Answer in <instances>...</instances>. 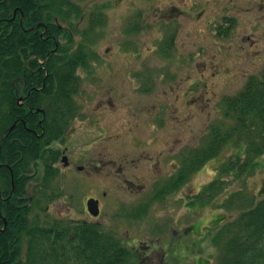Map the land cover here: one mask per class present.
Masks as SVG:
<instances>
[{
    "label": "trees",
    "instance_id": "trees-1",
    "mask_svg": "<svg viewBox=\"0 0 264 264\" xmlns=\"http://www.w3.org/2000/svg\"><path fill=\"white\" fill-rule=\"evenodd\" d=\"M85 1L0 0V264H140L116 232L48 212L64 194L56 182L59 153L51 145L78 111V73L91 75L97 60L91 35L105 22L99 5L83 8ZM220 108L224 124H211L199 147L184 150L167 183L156 185L153 200L171 197L230 150L188 206L219 201L221 222L209 235L215 264H264V193L233 187L254 176L264 155V69L237 94L222 97ZM38 163L42 170L34 180L30 172ZM150 206L126 214L142 217Z\"/></svg>",
    "mask_w": 264,
    "mask_h": 264
},
{
    "label": "rangeland",
    "instance_id": "rangeland-1",
    "mask_svg": "<svg viewBox=\"0 0 264 264\" xmlns=\"http://www.w3.org/2000/svg\"><path fill=\"white\" fill-rule=\"evenodd\" d=\"M103 1L105 0H86L81 3V6L83 8L93 5L98 6ZM111 1L107 0V19L104 22V27L94 31L91 35L96 38L92 51L97 55L96 62L90 64L92 74L88 78L82 71L78 73L81 81L80 92L75 97L76 104H78L79 108H82V113L85 110L86 115L90 117L91 113L97 110L100 101H103L105 105L108 97L105 92L109 91V96L112 97L114 104L122 110L117 115L106 113L104 110L96 114V116L99 115L100 117L99 124L101 129L107 135L130 133L125 130L127 126H124L126 124L124 121L128 123L127 117H121V120H119V116L121 113L123 114V111L126 115L128 108L134 109V107L138 106V102L141 103L143 100L149 105H156L160 102H164L166 105L167 103L170 107V113L165 116V120L160 126L154 124L152 120H145L143 116L144 122L142 126L139 125L135 132L126 137H109L98 143L92 142L95 137H89L84 144L86 149L88 148L87 153L81 152L82 149L78 145V137H70L64 144V147L69 148L67 155L70 159H73L74 156L77 158L82 153L94 160H101L104 165L112 163V166H117L123 158L124 160L138 158L136 153L140 150L139 147L134 146V142L133 145L129 144L131 143L130 141L136 138L133 134L141 133L143 138H154V150L156 153L162 151V146L169 147L171 140L177 138L174 154L167 151L160 159L161 165L168 164L170 159H175V165H177L178 158L182 156L185 149L196 148L201 145V139L206 136L208 127L211 124H224L220 100L222 97L237 94L249 76H257L264 69V57L261 61H257L240 54L243 46L240 36L245 33L242 25H240L238 31L235 32L234 42H232L233 46H235L234 57L221 62L230 70L226 76L212 78L209 72L205 71V68L208 69L211 64L207 62V56H203L206 51L201 52L199 50L213 48L208 36L206 40H203V43H200L199 39H192L190 35H183L182 33V36H178L179 43H185L187 54H191L194 59L189 62H187V59L185 67L182 65L183 63L179 64L177 60L172 63L166 60L155 61L156 65L154 64V67L152 66L153 60L150 58L151 54L146 48L151 47L156 41L152 39L155 37L153 32L147 30L141 34L144 44L138 45L137 53H141L144 57L147 54L145 60L148 62L143 65H148L146 66L148 69H155L154 94L151 100L149 98H141L136 95L134 87L131 88L133 85L128 82L120 84L119 80L127 81L126 78L122 76H105L106 74L104 73V71L109 69L106 61L113 62L115 65V61L118 59H122L123 63L126 61L128 64L132 61V53L121 44L126 38L120 29V24L123 20L120 14L124 11L123 6L116 7ZM132 1L129 5L135 8L141 5V10L145 11L144 17L149 20L148 8H150L151 0ZM166 3L167 0H155L154 5L163 7ZM263 4L260 0L251 2V22L261 18L258 17L255 10L261 8ZM242 10L243 8L241 7L239 15L242 14ZM244 20H248V15L244 17ZM259 25L258 34L264 30V24ZM83 28L84 25L82 24ZM194 30L195 27L191 29V32ZM197 32L198 30L196 29V34ZM180 36L182 37L181 39ZM187 36L189 37L188 40L186 39ZM105 50H107V53H105ZM198 53L200 56H198ZM199 58L202 60H198ZM119 66L117 64L114 67L115 71L120 69ZM142 67H139V69ZM177 69H179V72ZM184 73L186 74L184 75ZM164 97L167 100H164ZM26 125L24 122L23 126L26 127ZM162 134L166 135V137H160ZM36 135H39V133H36ZM51 148L59 153L63 149L59 140L57 143L54 141ZM231 153L230 150H225L222 156L208 162L199 172L195 173L177 193L162 202L153 200L148 212L142 217L135 218H130L126 214L128 205L134 206L149 193L152 195L154 190L147 188L138 197L131 193L132 190H115L117 189L115 188L116 182H109L111 178V175L107 173L111 172L109 169L103 170L102 173L95 176L93 175L94 173L89 171V175H82L84 177L83 181V177L74 175L68 170L63 171L60 167V178L57 177L56 182H58L57 186H59L61 193L64 194L48 206V212L53 218L96 222L103 225L106 229L116 232L119 238L124 241V245L140 256V264H215L217 252L209 243V235H213L215 232L214 228L221 222L219 213L222 215L221 213L223 212L217 209L219 201L213 202L211 206L199 208V206H188V199L214 178L218 165ZM123 164L127 165V161ZM41 170V165L39 163L36 164V168L30 172L31 175L35 173L31 177L34 180L38 178ZM143 184L142 182L140 185ZM234 186L248 189L256 195L264 193V155L258 159V167L254 176L244 182L235 183ZM102 192L107 194L103 203V211L100 217L96 220H91L83 211L81 198L94 194L101 197ZM197 203L199 205L198 200ZM122 212L124 213L119 217L118 215ZM193 223L194 227L191 230L193 235L190 233L192 235L191 239V236L188 235L189 232L186 233L185 231ZM204 228L208 229L206 233L205 230H202ZM139 245H143V247L140 248L138 247ZM21 248L24 250L23 246Z\"/></svg>",
    "mask_w": 264,
    "mask_h": 264
},
{
    "label": "flooded vegetation",
    "instance_id": "flooded-vegetation-1",
    "mask_svg": "<svg viewBox=\"0 0 264 264\" xmlns=\"http://www.w3.org/2000/svg\"><path fill=\"white\" fill-rule=\"evenodd\" d=\"M252 1L253 0H167L166 5L163 7H157L154 5L155 0H151L150 8H148L149 11L147 10L149 12V20H146L144 17L145 11L141 10V5H138V7L135 8L134 6L129 5L133 2L132 0H112V4H115L116 7L123 6L124 9L120 14V16L123 17L120 29L126 38H124V41H122L121 44L132 53V61L128 64L126 61L123 63L122 59L116 60V65H120V69L116 71L114 68L116 65L113 62L110 63L109 61H106L108 62L109 69H107L108 71H104L106 74L105 76H122L123 78H126L127 81L119 80L120 84H126V82H128L133 85L131 88L134 87L136 95L151 100V97L154 94L153 84L155 69H148V67L146 68L148 65H143L145 62H148L145 60L147 54H145L144 57L141 53H137L138 45L144 44L142 42L143 38L141 37V34L147 30L153 32L155 37L152 39L156 41L151 47L146 48L151 54L150 58L153 60L152 66L154 67L156 65L155 61L161 60L170 61L171 63L177 60L179 64L183 63L182 65L185 67V61H187V59V62L194 59L191 54H187L185 43L182 41V43H179L178 36H182V33L183 35H190L192 39H199L200 43H203V40H206L208 36L213 48L210 47L209 50H199L201 52L206 51L203 56H207V62L211 64L208 69L205 68V71L209 72V75L212 78L226 76L229 74L230 70L221 62H224L225 59L228 60L231 57H234L235 46H233L232 42H234L235 32L238 31L240 25H242L245 31V33L240 36V40L243 44L240 54L245 57H251L253 60L261 61L264 57V30H262L260 34H258L257 31L260 26L259 24H264V4L261 8L255 10L258 17L261 18H256V21L251 22L252 11L250 4ZM260 1L264 3V0ZM241 7L243 8L242 14L239 15L241 13ZM99 8L104 21H106V12L108 10L107 0L100 3ZM246 15H248L247 21L244 20ZM193 27H195V30L191 32ZM196 29L198 30L197 34ZM181 36L180 39L182 38ZM188 38L189 37L187 36L186 39L188 40ZM125 45L129 47H126ZM105 53H107V50H105ZM198 56H200L199 53ZM198 60L202 59L199 58ZM141 66L143 67L139 69ZM177 71L179 72V69H177ZM90 72L92 74L91 69ZM185 74L186 73H184V75ZM90 76L91 75H88L87 77L90 78ZM23 88H27L26 80L23 81ZM30 90L32 89H28L27 95ZM33 90H36L35 87ZM105 95L108 96L106 99L107 101L105 105L103 101L99 102L97 110L91 113V116H94L93 119L91 116L88 117L86 115L87 113L85 110L82 113L81 107H78V111L72 114L69 126L65 132L59 136L61 138L55 141V143H57L59 140V143L63 147L61 153L57 151L60 154V160L58 157V161L55 165L56 168L59 171V168L61 167L63 171L68 170L74 175L81 177H83L82 175H89V171L94 173L93 175L95 176L96 174L102 173L103 170L109 169L111 170L110 173L107 172L111 175L109 182H116L115 188L117 189L115 190H132L131 193L138 197H140L141 194H143V191L147 188L154 190L156 185L162 187L167 183L173 172L176 171L177 165H175V159H170L168 164L161 165L160 159L164 153H167V151L174 154L177 138L171 140L169 147L162 146V151L156 153L154 150L155 140L153 137L143 138L141 133H135L133 135L136 138L135 140L130 141L131 143L129 145H133L134 142V146L139 147L140 150L136 153L138 158L131 160H124L123 158L117 166H112V163L104 165L101 160H94L89 156L82 154L87 153L88 148L86 149L84 144L89 137H95L92 140L94 143H98L109 137H126L127 135H131L132 132H135L139 125L142 126L144 122V119L142 118L143 116L145 120H152L154 124L160 126L163 124L165 116L170 113V107L167 103L166 105L164 102L157 103L156 105H149L144 100H141L142 102H138V106L134 107V109L128 108L126 110V115L123 111V114L121 113L119 116V120H121V117H127L128 123L127 121H124L126 123L124 126H127L125 130L130 133H115L113 135H107L101 129L99 124L100 117L99 115L96 116V114L101 110H104L106 113L117 115L122 109L114 104L112 97L109 96V91H106ZM164 100H167V98L164 97ZM34 136L40 137V135L36 134ZM70 137H78V145L82 149V153L79 154L77 158L74 156L73 159H70L67 155L69 148L64 147L66 140H69ZM160 137H166V135L164 136L162 134ZM63 158H66V165L62 162ZM125 161H127V165L123 164ZM142 182L144 184L140 185ZM152 195L149 193L134 206L129 204L126 210H133V208H135L136 212L144 210L145 208L143 206L151 205V201H153ZM106 197L107 194L102 192L101 197L94 194L89 197L83 196L81 198L83 211L87 214V217L91 220H96L100 217L103 211L104 199ZM88 200L98 202L99 215L97 217H92L87 212L86 202ZM193 227L194 224L187 227L189 230L186 229L187 231H185L186 233L189 232L188 235L191 237L193 235L191 232ZM138 247L141 248L143 245H139Z\"/></svg>",
    "mask_w": 264,
    "mask_h": 264
},
{
    "label": "water",
    "instance_id": "water-1",
    "mask_svg": "<svg viewBox=\"0 0 264 264\" xmlns=\"http://www.w3.org/2000/svg\"><path fill=\"white\" fill-rule=\"evenodd\" d=\"M62 162L64 165H66V158L62 159ZM86 208L87 212L92 216V217H97L99 214V209H98V202L94 200H88L86 202Z\"/></svg>",
    "mask_w": 264,
    "mask_h": 264
}]
</instances>
